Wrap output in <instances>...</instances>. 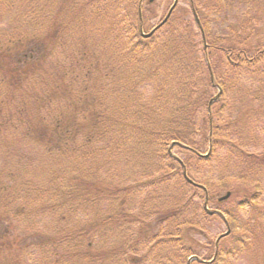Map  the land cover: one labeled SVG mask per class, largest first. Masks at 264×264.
<instances>
[{
    "label": "trees",
    "instance_id": "obj_1",
    "mask_svg": "<svg viewBox=\"0 0 264 264\" xmlns=\"http://www.w3.org/2000/svg\"><path fill=\"white\" fill-rule=\"evenodd\" d=\"M14 1L0 0V13L11 11ZM42 1L45 3L47 0H40ZM153 1L52 0L56 14L52 18L54 31L51 33H54L56 37L62 31L57 25L58 17L61 18L64 15L62 26L67 27L68 40L72 44L74 36H78V31L76 35H72L73 26L78 28L80 21L93 20L96 17L95 10L99 8L107 20L106 24L101 25L106 31L105 42L113 51V55L119 58V62L117 65L101 62V60L98 62L94 48L88 47L86 42L79 38L80 43L76 45L82 47L79 60L71 57L68 67L63 66L60 70L57 67V74L52 76L47 69L39 72L27 92H25L26 85L24 86L25 67L29 65L30 70L35 63L33 59L36 54L41 56L40 50L43 49L42 56H44L47 46H44V42H40L37 47L33 45L29 41L33 40L32 36L21 37L22 34L7 31L0 34V84H6L8 81L11 83L5 93L6 100L2 103V105L7 104L9 114L0 113V139L2 140L0 145L3 140L6 142L11 137H15L17 146L22 147L14 169L10 168L8 160H5L0 167V201L1 197L4 200V195L8 198L9 193L12 195L9 202L23 199V194L28 201L33 195L36 196V201H41L44 194L38 186L32 182H18L13 170L21 171L25 176L29 170H40L42 162L45 163L43 170L49 179H54L62 170H65L63 167L66 162L71 167L69 172L81 168V171H85V162L86 164L98 163L97 167L87 166L88 171L96 175L97 171L104 167V160L98 157V153L103 151L106 153L103 158H110L114 148L109 141H115V139L110 137L106 144H102L101 150H99L100 144L107 135L114 133L119 138L118 150L121 153L124 150V153L137 158L139 165L137 175L144 173L147 167L146 172L153 170L156 164L159 171L165 170L161 176L155 178V181L148 180L147 185L162 180L169 181L171 174L177 175L178 171L182 173L183 167L187 172L188 161L178 157L174 153L175 149H183L184 152L196 155L198 162L208 164L212 160L217 161L220 166L221 185H226L222 177L228 172L240 181L251 182L257 188L254 192L240 191V188L234 186L228 189L227 192H230V195L227 198L221 201L219 198L213 199L217 201L216 205H219L220 209H214L216 213L210 215H220L226 227L230 229L229 234L224 237L231 240V251L234 247H238L240 242V247L248 246L250 241L243 238L246 233L235 230L238 226L237 215L238 210L247 203L254 201L260 205L263 202L264 150L260 152L253 151L252 148L248 150L254 146L250 144V138L246 136V133L252 131L248 114L242 110L239 111L242 112L239 115L236 113L237 110L231 115L224 112L233 109L231 103L236 101L234 98L236 91V97L240 96L245 100L250 98L264 111V35L254 41L250 40V36L247 37L242 32L245 25H242L237 32L231 30V26L224 29L221 26L219 33L214 34L208 15L220 13L231 0H189L193 2L190 7L192 16L195 11L199 17L200 26L192 16L190 19L179 17L174 20V8L162 26L149 37H144L142 35L145 31L143 5L152 4ZM237 1L248 2V0ZM121 3L126 5L129 3L130 8L127 10L121 8L119 6ZM222 20H224L223 17ZM108 32L111 38L108 37ZM157 33H159V40L155 42ZM197 33H200L201 40ZM247 40L250 42L248 43ZM204 41L206 48H204ZM25 47L30 52L28 57L24 52ZM54 48L55 44L52 45L48 55L53 54ZM33 52H35L34 57ZM213 54L217 55L220 67L212 62ZM15 56L25 64L19 63L18 68V65L14 64ZM224 73H230V75H224ZM247 73H251L254 80L245 87L240 79H243V74ZM20 76L23 81L19 79ZM77 81L80 82V88L76 90L71 100H67L66 97L63 100L60 97L62 94H57L59 90H64L67 86L74 90ZM127 86L129 89L125 91L124 88ZM116 88L119 90L118 94L124 93V97L129 99L128 104L121 103L123 98L120 95L115 99L112 96V100L106 101ZM218 89L220 93L216 97ZM215 91L216 95H214ZM212 98L215 99L210 103ZM88 100L93 104L87 105ZM117 100L121 103L118 108L113 104ZM111 101L112 107L108 106ZM218 104H220L219 107ZM109 108L112 113L109 112ZM222 113L225 116L224 121ZM17 117L21 124L19 126L15 123ZM109 120L112 124L107 125L106 122ZM221 121L224 125L219 124ZM225 128L229 131L228 134H225ZM22 141L27 142L21 143ZM205 143L208 145V150L203 153L202 148ZM5 147L8 146L5 144ZM22 150L28 153L27 167H21L23 162L27 161V156ZM153 154L158 159L156 164H153ZM204 154L206 155L203 156ZM43 155H45L44 158L41 157ZM6 157L10 158L11 155L6 153ZM41 158L45 160L42 161ZM139 158L151 163H143L141 166L143 161ZM35 159L38 162L37 166L32 165ZM125 160L122 163H126ZM55 168L57 171L59 169L56 175L52 174ZM228 169L230 171L225 172ZM181 179L179 188L182 196L180 195V200H177L179 203L174 209L160 215L156 221L149 217H141L124 208L118 209L122 202L116 200L117 206H113L104 220H93L94 223L91 221L89 224L82 222L77 227L63 232L53 233L51 229L48 234L43 232L29 238L17 236L18 242L13 247L10 242L3 244L11 248L5 252L0 264H28L29 259L24 254L29 256L35 249L44 251L51 247L55 253L53 259L46 260L42 264H139L148 257V253L154 249H160L162 245L172 244L174 248L179 240L177 224L182 221V216L191 202L198 198V192H203L197 186L186 182L183 173ZM77 183L78 187L74 192H67L73 199L88 200L92 195H95V198H104L111 196V191L116 188L111 182L104 183L103 180L93 181L81 178ZM197 184L202 185L199 182ZM184 185L192 188V194L187 195ZM28 186H32L33 189L27 191ZM128 189V187L116 188L121 194ZM239 192L244 193L246 197L241 201L242 206L236 205L232 209H222L220 204L229 201ZM211 199L208 195L207 202L209 203ZM70 202L58 201L57 205L50 207L47 205V208L55 210ZM18 210H24V206ZM153 213L154 211H151L150 216ZM263 217L264 209L262 208L253 210L247 216L248 220L254 222L260 221ZM105 222L121 224L126 222L130 228L138 225L136 227L138 232L127 231L124 243L121 244H107L108 238H104L103 235H101L100 246L97 242L94 243L93 239L83 243L81 238L96 235L95 228L111 227L104 226ZM184 224L188 225L187 220ZM9 225L4 229L7 233H9ZM162 226H164L165 235L162 232ZM166 227L170 228L169 232ZM247 233H250V229H247ZM262 234L264 241V228ZM2 238L4 234L0 233V241L5 239ZM223 238L218 245L214 244L213 260H201L198 256H192L195 260L192 264H226L223 260L227 259L230 252L222 244L220 246ZM79 241H82L81 245ZM146 241L149 242V247L145 255L138 259L134 258L133 256L139 252L141 246L144 247ZM76 246L78 251L74 250ZM2 247H0V253L4 251ZM191 250H193L191 245L181 246V251L194 253ZM168 257L167 255L166 258Z\"/></svg>",
    "mask_w": 264,
    "mask_h": 264
},
{
    "label": "rangeland",
    "instance_id": "obj_2",
    "mask_svg": "<svg viewBox=\"0 0 264 264\" xmlns=\"http://www.w3.org/2000/svg\"><path fill=\"white\" fill-rule=\"evenodd\" d=\"M84 1L90 2L92 0ZM173 1L174 0H154L152 4L143 5V25L145 33L149 32L165 16ZM243 1L245 2V0ZM14 2L15 4L13 5L11 11H8L4 14L0 13V34L7 31L15 32V34H22L20 35L21 37L32 36L33 40L29 41H31L33 45L37 47L40 42H44V46H47L44 56H42V49L40 50L41 56L36 54L34 59L29 58L33 59L35 62L32 64V68L30 70L28 69L29 65L26 64L28 66L25 67V92L30 90L33 84L32 81L36 79V75H38L39 72L47 69L52 76L57 74V67H59V70L62 69L63 66L68 67L71 57L79 60L82 51V47L80 48L76 46L80 43L79 38L84 43L86 42L88 47L94 48L93 51L96 52L95 55L98 58V62L101 60V62H109L110 64L113 63L114 65L118 64L119 58L113 55V51L109 49L105 42L106 31L101 27V25L102 23L106 24L107 20L101 14L99 8L95 10L96 17L93 20L87 19L80 21L78 28H76L77 26H73L71 29L72 35H76L78 31L79 37L74 36V43L72 44L68 40L69 32H67V27L62 26L64 15L61 18L58 17L59 24L57 27L62 31L56 37L54 36V33H51V31H54L52 18L56 14L53 10L52 0H47L45 3L43 1L40 2V0H15ZM192 3L193 2L189 0H178L175 11H173V19L177 20L179 17L190 19L192 16V11L190 8ZM123 5H125V7ZM119 6L125 10L130 8L129 3H127V5L126 3H121ZM222 17L224 20H222ZM208 19H210L211 30L214 32V34L219 33V29L221 30L219 27L221 26L223 29L225 27L229 28L231 26L230 29L237 32L242 25H245L242 32L246 34L247 37L250 36V40L254 41V39L261 38L264 35V0H248L247 3L231 0L229 4H227L226 8L224 7L221 9L220 13H209ZM158 34L159 33H157V39L155 38V42L159 40ZM199 34L200 33H197L199 40H201V36H199ZM12 36L20 37L17 35ZM108 37L111 38L109 32ZM12 39L14 38L12 37ZM250 40H247V42L249 43ZM53 44H55L54 52L52 55H48ZM206 47L207 46L205 45L204 48ZM27 49L28 48L25 47L24 52H26L28 57L30 56V52ZM98 52L100 53L99 56ZM34 56L35 52H33V57ZM6 57L8 60V55ZM211 59L215 66L218 65V67H220L217 55L213 54ZM23 62L24 61L20 62L19 58L15 56L14 64L16 66L18 65V68L19 63H22L23 65L25 64ZM224 75H230V73H224ZM19 79L23 81L21 76ZM252 80L254 79L251 77V73H247L245 75L243 74V79H240L241 83L244 84L245 87H247L248 83H250ZM79 85L80 82L77 81L74 90L67 86L66 89L59 90L57 94H62L60 97L63 100L65 97L67 100H71L76 90H79ZM10 86L11 83L9 81L6 84H0V113L2 115L9 114V108L7 104L2 105V103L6 100L5 93ZM128 89V86L127 88H124L125 91ZM118 91V88L114 89L106 101L112 100V96H114L115 99L118 95H120L123 98V102L121 103L123 105H125V102L128 104L129 99L124 97V93L118 94ZM214 95H216V91L214 92ZM236 95L237 91L234 93V98L236 101L235 103H231L233 109L231 111H225L224 114L228 113L231 115V113L235 112L236 110L238 115L239 113H242L239 112L240 110L248 114L247 116H249L252 131L246 133V136L250 138V144H254V146L248 148V150L252 148L253 151L260 152L261 150H264V111L257 102L252 101L250 98L249 100H245L240 96L236 97ZM121 103H119L117 100L113 104L117 105L118 108L119 104ZM92 104L93 103L88 100L87 105ZM108 106L112 107V101ZM219 106L220 104H218V107ZM94 109H96V107ZM108 110L112 113L110 108ZM20 113L21 112L19 111V114ZM224 114L222 113L223 121L225 117ZM110 116H112V114H110ZM244 119H246V117ZM15 123H17V126L21 125L19 123L18 117L17 120H15ZM106 123L109 125L112 124V121L109 120ZM219 124L224 125L222 121ZM224 131L226 132H223L225 134L229 133L226 128ZM110 137L115 139V141H109ZM198 139H201V137H198ZM1 141L2 140L0 139V142ZM102 141L103 142H101L99 150H101L102 144H106L107 141L112 143L114 150L110 158H103V155L106 154L103 151L98 153V157L104 160V167L99 169L96 175H94L92 172H89L87 166L97 167L99 164H86V162L84 163L86 167L85 171H81V168L80 170H74L71 172H69L71 167H69L68 162H66L63 167L65 170H62L60 174L56 175L59 169L57 171L55 168V170L52 171V174L57 176L54 179H49L46 177L47 173L43 170L45 167L44 162L40 163V170H29L25 176H23L21 171L17 172L13 170V174L17 176L18 182L26 181L36 184L41 193L44 194V197L41 201H36V196L33 195L30 201H28L26 196L23 194V199L13 200L12 202H9L12 199V195L10 193L8 198L4 195V200L1 197L0 233L4 234V238L6 236L7 237L5 239L2 238L4 240L0 241V247L3 246L2 249L4 250L2 253H0V262L3 259L5 252H8L11 248L5 246L6 243L10 242L13 247L18 242L17 236L20 238H29L33 235H39L43 232L48 234L50 233L49 231H51V229H53V233H56V231L63 232L69 230L70 228L77 227L78 224L82 222L83 224H89L91 221L94 223L93 220H104L106 219L105 217L108 215L109 211L112 210L113 206H117L116 200L117 202H122L121 206H118V209L124 208L127 211L134 212L141 217H149L154 219V221H156L157 218L167 210L174 209L177 206L179 203L177 200H180V195L182 196L179 188V183L182 181V173L180 171L177 172V175L170 173L171 176L169 181L162 180L161 182L147 185L148 180L154 179L155 181V178H158L165 172V170H158V165L156 164L158 163V159L154 154L153 164H156V167L153 170L146 172L148 168L147 167L144 169V173L137 175L136 172L139 168L137 158L124 153V150L123 153L118 150L117 143L119 142V138L116 134L110 133ZM24 142L27 141H22L21 143ZM16 143L15 137H11V139L7 140L6 142L3 140L2 145H0V167L3 165L5 160H8L10 168L14 169L13 167L16 164V160L18 159L19 151L22 149V147L20 145L17 146ZM5 144L8 147H5ZM204 145L205 146L202 148L203 153L208 150V145L206 143ZM22 151L25 153V156H27V161L23 162L21 167H27L29 163L28 153L24 150ZM6 153L11 155V157L7 158ZM174 153L183 160L188 161V177L191 178V180L195 183L199 182L207 188L206 193L212 198L209 200L207 207L211 211L214 209H220L219 205H216L217 201H213V199L217 200V198L223 196L231 187L237 186L240 188V191H246L248 193L257 190V188H255L251 182H243L238 180L236 176L228 172L230 169L226 170L225 172L228 173H224L222 177V179H224L223 183H226V185H221V177L219 175L220 166L217 161L214 162L212 160V162L208 164L198 162L196 155H191L190 153L184 152L183 149H175ZM41 157L44 158L45 155ZM124 159H126V163H122ZM41 160L43 161L45 159L41 158ZM142 161L143 162L141 166L143 163H151V161H146L144 159H142ZM75 163H77V161ZM32 165H38L36 159L33 161ZM6 173H8L7 170ZM81 178H87L88 180L93 181L103 180L104 183L111 182L112 186L116 188L128 187L129 189L121 194L115 188L111 191V196L104 198H95V195H92L88 200H83V198L73 199L70 197V194H67V192H74L78 187L77 182H79V179ZM31 189H33L32 186H28L27 191H31ZM185 192L187 195L192 194V188L185 186ZM244 196V193L241 192L234 194L232 199L220 204V206L222 209H232L235 208L236 205L242 206L243 203H241V201L246 198ZM197 197L198 198L192 201L189 207L186 209L182 216V221L177 224L176 230L179 234V240L176 243L177 246L172 248V244L162 245L160 249H154L152 252L148 253V257L139 264H192L193 261H195L193 260L194 257L192 256H198L201 260H213L212 256L214 253V244L216 245V238L224 234L227 231V228L220 215L216 214V216H210L209 214H205L204 191L198 192ZM58 201L71 202L69 204L63 205L62 207H57L55 210L49 209L50 206L57 205ZM114 201L115 203H113ZM47 205L49 206L48 208ZM21 206H24V210L19 211L18 208H21ZM241 208L242 209L238 210V226L235 228V230H241L245 232L246 234L243 235V238L246 241H250V245L240 247V242L239 246L234 247L231 251V240L228 237H224L221 240L222 242L220 243V246L222 244L224 247L228 248L230 253L227 256V259L223 260V262L226 261V264H264V241L262 236L264 217L260 221H256L257 223L248 220L247 218V216H249L253 210H256L257 208L264 209V196L263 202L260 203V205L252 201V203H247L246 206L244 205ZM151 211H154V213L150 216ZM144 220L147 221V219ZM185 220H187L188 225L184 224ZM154 221L153 224H155ZM8 225L9 233L4 230ZM127 225L128 224L126 222L122 224L116 222H105L104 226L111 227L108 229H106L107 227H101L99 229L97 227L95 228L96 235H90L81 239L83 243H86L89 241V239H93V242H97V245L100 246L102 243L101 235H103L104 238H108L107 244H121L124 243L127 231L131 233L138 232L136 229L138 225H133L131 228ZM166 228L169 232L170 228ZM247 229H250V233H247ZM162 232L165 235L164 226H162ZM82 241H79L80 245ZM184 245L193 246V250L191 251L194 253L189 254V251H181V246ZM143 246L144 247L141 246L139 252H136V254L133 256L134 258L138 259L145 255V252L149 247V242L146 241L145 245ZM74 250L78 251V246L74 247ZM53 254L55 255L51 247L44 249V251H38L35 249L31 251L29 256L27 254L24 255L29 259L28 264H42L46 260L53 259ZM167 255L169 256L168 258H166ZM128 260L130 261L129 257Z\"/></svg>",
    "mask_w": 264,
    "mask_h": 264
},
{
    "label": "water",
    "instance_id": "obj_3",
    "mask_svg": "<svg viewBox=\"0 0 264 264\" xmlns=\"http://www.w3.org/2000/svg\"><path fill=\"white\" fill-rule=\"evenodd\" d=\"M176 3H177V0H175L174 1V3H173V5L170 7V9L168 10V12H167V14H166V16L164 17V19L151 31V32H149V34H146V36H149L151 33H153L158 27H160L166 20H167V18L170 16V14H171V12H172V10H173V8L175 7V5H176ZM196 20H198L197 19V17H196ZM213 100V99H212ZM211 100V101H212ZM184 177H185V179L188 181V182H190V183H192L193 184V182L186 176V174H185V171H184ZM228 196V194H226L225 196H223L222 197V199L223 198H225V197H227ZM206 205V204H205ZM205 208L207 209V207L205 206ZM208 213H212L211 211H209ZM226 233H228V231L226 232ZM218 241V240H217Z\"/></svg>",
    "mask_w": 264,
    "mask_h": 264
}]
</instances>
